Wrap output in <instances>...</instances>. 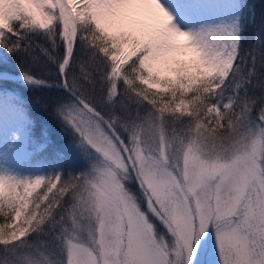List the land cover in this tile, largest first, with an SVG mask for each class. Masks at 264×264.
I'll return each instance as SVG.
<instances>
[{"label":"snow or ice","instance_id":"6c2138e0","mask_svg":"<svg viewBox=\"0 0 264 264\" xmlns=\"http://www.w3.org/2000/svg\"><path fill=\"white\" fill-rule=\"evenodd\" d=\"M254 19V17H253ZM240 0H0V264H264V38ZM53 148L54 158L31 162Z\"/></svg>","mask_w":264,"mask_h":264},{"label":"rangeland","instance_id":"374dc122","mask_svg":"<svg viewBox=\"0 0 264 264\" xmlns=\"http://www.w3.org/2000/svg\"><path fill=\"white\" fill-rule=\"evenodd\" d=\"M243 2L244 0H240V4H242ZM0 69L9 71L11 75H18V72L10 71V69L6 68L5 65L0 66ZM0 87L6 88L10 91L14 90L24 97V99L27 101L29 113L31 117L35 120L34 136L36 140L42 141V133L45 131L48 132L49 139L53 142L55 149L65 151L68 156L67 162L71 163L72 153L70 149V136L61 135L58 126L51 120L50 117H48L39 110V106L33 100V97L42 95L41 91H30L22 84V82L19 81H6L3 84H0ZM34 106L36 109H34ZM45 157H47L48 160H52L54 158L52 147H50L47 152L36 157L31 163L35 164L37 160H43ZM199 264H216L215 246L214 241L211 237H209V239L205 241L203 245L199 256Z\"/></svg>","mask_w":264,"mask_h":264},{"label":"trees","instance_id":"16d2710c","mask_svg":"<svg viewBox=\"0 0 264 264\" xmlns=\"http://www.w3.org/2000/svg\"><path fill=\"white\" fill-rule=\"evenodd\" d=\"M242 4H243V22L246 25L245 33H244L245 35L244 43L249 44L255 40L257 31L261 28L262 25H264V0H244ZM260 35L262 38H264V31H262ZM5 67L10 69V71H12V68L15 67V62L9 59ZM35 97H33V100ZM35 106L34 109H36Z\"/></svg>","mask_w":264,"mask_h":264}]
</instances>
